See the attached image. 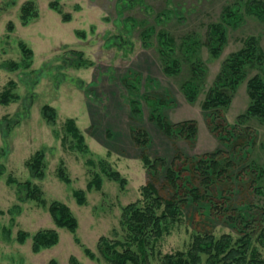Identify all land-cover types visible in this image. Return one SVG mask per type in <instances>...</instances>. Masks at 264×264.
Wrapping results in <instances>:
<instances>
[{"label": "rangeland", "instance_id": "374dc122", "mask_svg": "<svg viewBox=\"0 0 264 264\" xmlns=\"http://www.w3.org/2000/svg\"><path fill=\"white\" fill-rule=\"evenodd\" d=\"M121 1L0 0V264H50L52 260L107 264L98 249L100 239L113 240L116 233L123 239L122 212L143 199L147 183H154L167 199L174 195L165 177L181 155L198 162L206 154L221 152L226 159H220L224 173L210 188H204L203 179L195 183L194 188L206 196L201 201L187 197L185 189L180 191L185 199L182 221L158 243L150 264H162L164 255L188 250L197 234L238 236V227L228 219L236 211L256 214L254 206L264 204V173L260 177L255 168L264 167V123L239 120L251 106L250 80L264 76L262 65L244 63V75L230 92L232 101L223 120L202 108L227 59L252 42L264 51V22L252 16L243 22L223 17L225 9L238 8L239 0H132L130 7ZM28 2L34 3L39 17L25 25L22 10ZM52 4L58 6L56 10ZM163 13L168 18L161 21ZM65 15H71L70 22H64ZM213 25L228 33L219 57H213L208 46ZM148 28L154 34L145 39ZM160 32L175 39L178 59L184 60L185 53L197 56L205 68L193 102L183 90L191 75L189 65L184 64L177 76L163 72L169 63L159 52ZM185 42L188 46L180 48ZM21 44L32 50L28 62ZM75 51L83 54L89 68L77 67ZM13 62L19 64L16 71L8 68ZM12 81L17 98L4 105L1 97ZM45 105L56 109L55 124L44 119ZM157 116L173 127L171 135L159 128ZM70 118L85 135L89 153L79 151L77 141L67 134L65 123ZM221 120L230 136L213 130ZM186 122H195L196 135L181 133ZM136 131L147 136L146 146L136 143ZM39 151L45 155L44 179L34 177L29 167ZM144 152L152 161L166 160L168 166L150 171L144 166ZM91 160L107 161L126 179L125 187L110 180L98 165H90ZM182 162L172 167L188 168ZM61 171L69 183L61 178ZM98 173L101 189L88 190ZM27 181L41 189L45 206L23 199L20 184ZM77 191L85 192V204L78 203ZM53 202L67 205L77 218L74 234L57 228L49 211ZM42 230H56L59 242L34 253L33 236ZM22 232L30 234L24 244L19 241Z\"/></svg>", "mask_w": 264, "mask_h": 264}, {"label": "trees", "instance_id": "16d2710c", "mask_svg": "<svg viewBox=\"0 0 264 264\" xmlns=\"http://www.w3.org/2000/svg\"><path fill=\"white\" fill-rule=\"evenodd\" d=\"M135 1L141 2L142 0ZM120 3H126L130 7L133 1L128 2V0H123ZM237 6L238 8L236 9L235 7L225 9L223 17L228 16L236 19V21L243 22L246 16H252L264 22V0H239ZM57 7L56 4L51 5L53 10H56ZM37 11L33 2L25 4L22 10V22L28 25L31 21L37 19L39 17ZM159 17L162 21L168 18V14L163 13ZM70 21L71 15H65L64 22ZM227 21L229 19L225 21L226 24L228 23ZM209 27L210 42L208 46L211 49L210 52L214 55L213 57H219L220 47L225 43L228 33L226 28L216 25ZM151 29L148 28L143 32L145 39H150L154 34ZM80 35L84 37V34ZM157 36L160 46H162L159 52L163 54L165 64L169 63L167 66L164 65L163 72L165 75L169 77L177 76L183 72L184 64L189 65L191 75L183 85V90L186 98L190 102H193L197 98L201 88V75L205 72L202 62L195 58L197 56L194 55L195 57H193L186 53L184 60L178 59L176 57L178 51H176L175 39L168 32H160ZM218 41H221V43L219 44ZM187 46L185 42L180 48L184 49ZM21 48L25 56L24 62H28L33 57L32 50L25 44H21ZM73 53L76 55L78 68H89L90 64L87 66L82 53L77 54L78 52L76 51ZM247 62L260 64L264 69V51L258 49L253 42L249 48L240 51L226 60L220 79L207 94L202 108L206 112H212L216 120L219 118L223 120V113L229 108L232 101L230 92L235 91L238 87V80L244 75V63ZM8 68L11 71H16L19 68V64L13 62ZM9 84V88L4 91L1 97V103L4 105L10 104L12 99L17 98L16 95L12 94V90L17 87L16 83L12 81ZM128 88L130 90L134 89L131 86ZM249 92L251 106L247 113L239 117V120H258L264 123V76L258 75L250 80ZM153 103L156 102L153 100ZM156 109L160 108L156 107ZM42 114L47 122L56 123L57 111L52 106L45 105ZM222 120L213 124V130L222 136H230L231 134H227L223 130L225 126ZM155 121L161 130H164L167 135H171L173 132L171 125L165 124L160 116H157ZM218 122L219 124H217ZM195 125V122L183 123L182 126L184 127L181 128V133H190V136L196 135L197 128ZM187 126L188 128H186ZM65 128L67 134L77 141L79 151L89 153V145L86 143L85 135L77 126L76 120L73 118L67 119ZM134 137L139 146L144 147L149 143V139L141 131H136ZM220 153L206 154L198 162L190 158H184L182 155L177 156L176 158L178 159L174 160L172 165L167 168L165 177L166 187L171 188V191L174 193L171 198L167 199L161 195L154 183H147L142 189L143 199L129 204L122 212L120 224L124 233L123 239L119 238L120 233H116V237L113 240L102 237L99 241L98 249L107 264H150L151 259L155 256L158 243L171 233L176 224L182 221L183 210L181 205H183L185 199L180 197V191L183 189L187 190V197L190 196L195 202H198L203 198L205 199L206 196L200 192L201 190L194 188L195 183L199 179H203L204 188H210L222 177L225 168L221 167L220 159H223V161H226V159ZM44 156V153L39 151L29 162L32 175L39 179L45 178ZM142 158L144 166L156 173L160 167L166 168L168 166L166 160L157 159L156 161H152L145 152ZM178 161L187 162V170L183 166L180 170L172 167L173 165L177 167ZM184 162L182 163L184 164ZM89 163L90 165H98L103 174L110 180L119 182L123 188L127 184L126 179L117 170H114L107 161L100 160L96 164L91 160ZM255 168L256 172L260 173V177H262L264 167L259 168L255 165ZM186 171L189 173L186 174ZM60 175L64 181L70 182V179L65 177L63 171H61ZM11 181L13 182V180ZM101 184L102 178L98 173L95 175V181L88 185V190H91L94 186H96L97 190H100ZM20 188L22 192H25L23 199L37 201L44 206L46 205L43 193L37 185H33L30 181H27L20 184ZM205 191L207 192V189ZM75 196L80 205L85 204L84 191L75 192ZM216 210L219 211L220 209L216 208ZM49 211L57 228L66 229L73 234L77 231L78 220L67 205L61 202H53L49 206ZM254 211H256V214L253 212L236 211L228 219L229 222L238 227L240 231L238 236L230 233L222 234L221 236L215 234H197L188 250L164 255L162 264H264V253L262 252L264 250V204L260 208L254 206ZM28 237H30V234L22 232L19 239L20 243L24 244ZM58 242L59 234L56 230L39 231L33 236V252L39 253L43 249L52 248ZM86 253L91 258H96L95 254L89 249L86 250ZM50 264L59 263L52 260Z\"/></svg>", "mask_w": 264, "mask_h": 264}]
</instances>
